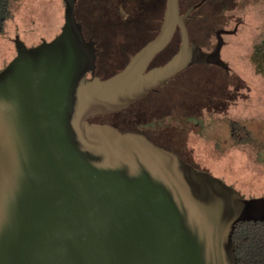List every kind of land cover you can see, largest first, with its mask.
I'll return each mask as SVG.
<instances>
[{"label":"water","instance_id":"water-1","mask_svg":"<svg viewBox=\"0 0 264 264\" xmlns=\"http://www.w3.org/2000/svg\"><path fill=\"white\" fill-rule=\"evenodd\" d=\"M64 25L0 72V264H238L240 223H264L249 198L135 132L95 120L118 113L194 65L226 68L192 46L180 0L124 70L102 79L97 44L63 0ZM180 27L182 47L148 71Z\"/></svg>","mask_w":264,"mask_h":264},{"label":"flooded vegetation","instance_id":"flooded-vegetation-1","mask_svg":"<svg viewBox=\"0 0 264 264\" xmlns=\"http://www.w3.org/2000/svg\"><path fill=\"white\" fill-rule=\"evenodd\" d=\"M167 1L129 0L125 2V0H122L109 11L111 13L109 16L105 15L106 11L101 7L98 0L93 2H90V0L78 1L77 5H82L84 20L80 23L83 26L84 36L87 40L93 39L97 44L98 60L96 65L100 77L102 76L101 71L112 70L113 62L120 65L115 69L117 73L124 70L134 55L158 37L167 10ZM179 2L181 16H184L191 8L196 7L185 21L190 44L199 47L205 54L211 55L221 42L220 59L226 68L209 64L194 65L174 77L166 85L157 88L128 107L130 108L147 99V109H143L139 115L146 119L144 122L148 124L147 126L153 136L160 142H168L173 146L176 143L167 140L166 135L176 132L199 137L194 133L198 131L195 125L196 121L208 116L213 121L214 118L219 116L220 113L217 110L218 107L223 105L221 99L224 94L226 97L228 95L229 99L231 96L232 99H235L239 94L241 95L242 91L246 93V88H251L250 86L247 87L250 81L245 78V69L238 66L239 63L235 64L231 61L234 59L235 53L237 61L240 60V55H247L251 77L264 79V62L261 61L264 57V23L260 28L249 19L246 22L247 17L252 16L254 13L264 17V10H259L260 5L263 6L264 4V0H198L195 2L180 0ZM163 9L165 10L164 14L156 20L160 19L158 22L161 25L158 29H152L150 32L139 30L140 24L148 23L149 17H153L150 15L151 10L163 12ZM85 23L88 25L97 24L106 31L101 32L99 40H95L92 34H89L85 29ZM182 44L181 29L177 27L171 42L164 51L154 58L148 71L164 66L179 53ZM231 47L233 50L230 49ZM225 49L231 51V59L228 56H222ZM247 50L248 53H246ZM252 58H254L253 63H250ZM122 61H125L124 65H122ZM259 62L262 63L263 67H260ZM108 64L109 67L107 68ZM259 72H262V75L261 73L258 74ZM178 88L183 89V93H188L189 102L195 98L200 103H204V108L193 114L182 112L179 103L173 99V94L178 95L180 90L176 93H173V91ZM162 99H166V101ZM239 99H235L234 102L236 103ZM160 100L162 105L164 106L166 103L168 108L162 110L164 118L161 115L157 116L158 113L157 115L154 114L156 118L151 123L147 120V113H154L155 102L159 101L158 103H160ZM170 113L171 115H169ZM107 115L112 114L96 117L95 120H102ZM223 116L228 119L229 113ZM228 126H230L231 141L236 147L254 142L250 129L243 123L233 120ZM183 146L188 147V144L185 143ZM190 150H187L188 156L196 151Z\"/></svg>","mask_w":264,"mask_h":264},{"label":"rangeland","instance_id":"rangeland-1","mask_svg":"<svg viewBox=\"0 0 264 264\" xmlns=\"http://www.w3.org/2000/svg\"><path fill=\"white\" fill-rule=\"evenodd\" d=\"M64 10L61 0H18V2H15L13 5L14 17L6 23L5 32L0 36V72L15 56L13 42L16 38H19L29 48L35 47L41 40H50L61 30L65 16ZM76 10L78 12V7ZM259 10H264V4L263 6L260 5ZM248 19L260 28L264 23V17H260L256 13L248 16L246 22ZM230 49L233 50L232 47ZM246 53H248V50ZM222 56H228L231 59V51L225 49ZM246 56L240 55L241 58L237 61L235 53L234 59L231 61L235 64L239 63L238 66L245 69V78L250 81L247 87L250 86L251 88H246V93L242 91L241 95L235 97V99L240 98L236 103L232 96L229 99L228 95L226 97L225 94L224 96L222 94L223 105L218 107L217 110L220 113L219 116L214 118L213 121L209 116L196 121L195 125L198 131L194 133L199 137L176 132L166 135L167 140L175 142L178 146L176 144L173 146L168 142H160L153 134L151 138L157 144L173 149L196 169L220 178L225 183L241 191L245 196L264 198V79L251 77ZM253 60L254 58L251 59L250 63H253ZM261 61L264 62V57ZM121 63L124 65L125 61ZM262 63L259 62L260 67H263ZM115 69L101 71V77L108 79L115 76L117 73ZM260 73L262 75V72L258 74ZM180 88L173 91V93H176L180 90L178 95L173 94V99L179 103L182 112L193 114L204 108V103H200L195 98L189 102L188 93H183V89ZM226 98L228 99L226 100ZM146 100L123 110L121 113L107 115L102 120L96 119V121L110 124L124 133L135 132L136 127L148 125L144 122L146 119L139 115L146 108ZM162 100L166 101V99ZM158 102H155L154 113H147V120L151 123L155 121L154 114L157 115L158 113L157 116L161 115L164 118L163 111L168 108L166 103L163 106L161 100L160 103ZM228 113L229 118L227 119L223 115ZM233 120L243 123L250 129L254 142L239 147L233 145L230 126H228ZM185 143L188 144V147L183 146ZM190 148L192 149L190 150ZM185 149L196 151L188 156L189 153Z\"/></svg>","mask_w":264,"mask_h":264},{"label":"trees","instance_id":"trees-1","mask_svg":"<svg viewBox=\"0 0 264 264\" xmlns=\"http://www.w3.org/2000/svg\"><path fill=\"white\" fill-rule=\"evenodd\" d=\"M61 1L63 3V7L65 8L64 1L63 0ZM93 1L95 0H90V2H93ZM121 1L122 0H98V2L101 3V7L106 11V13L104 12L106 16L111 15L109 11L115 5L119 4V2ZM128 1L129 0H125V2H128ZM15 2H18V0H0V36L3 35L5 32L6 23L9 20H12L14 17L13 5ZM81 6H82L81 4H78L76 6V9L78 7V12H76V15H77V19L79 22H82V20H84L83 11L81 9ZM164 12H165L164 9H163V12L151 10L150 15L153 17H149L148 23L140 24L139 30L150 32L152 31V29H158L161 25L158 22L160 19L158 21L156 20L158 18H161ZM149 22H153V23H149ZM63 25H64V22H63ZM63 25L61 26V30H62ZM84 27L89 32V34H92V37L95 40H99L101 38V32L106 31L97 24L88 25L85 23ZM61 30L55 37L50 38V40L56 38L61 33ZM46 40H49V39H46ZM42 41L43 40H41L37 45H39ZM13 43L15 46V42ZM15 56H16V47H15ZM118 66H119L118 63H116L115 65V63L113 62V65H112L113 69L117 68ZM108 67H109V64L107 68ZM106 71H109V70L107 69ZM233 240L236 246V255L238 258V264H264V223L246 222V223L238 224L236 227L235 233H234Z\"/></svg>","mask_w":264,"mask_h":264},{"label":"crops","instance_id":"crops-1","mask_svg":"<svg viewBox=\"0 0 264 264\" xmlns=\"http://www.w3.org/2000/svg\"><path fill=\"white\" fill-rule=\"evenodd\" d=\"M118 73H119V72H118ZM118 73H117V74H118Z\"/></svg>","mask_w":264,"mask_h":264}]
</instances>
